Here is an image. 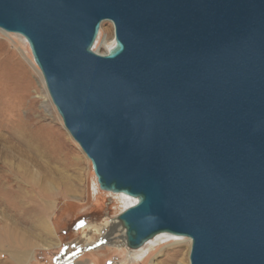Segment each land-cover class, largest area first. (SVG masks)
I'll use <instances>...</instances> for the list:
<instances>
[{
	"label": "water",
	"instance_id": "obj_1",
	"mask_svg": "<svg viewBox=\"0 0 264 264\" xmlns=\"http://www.w3.org/2000/svg\"><path fill=\"white\" fill-rule=\"evenodd\" d=\"M114 45L93 50L100 23ZM129 249L191 240L189 264H264V0H0Z\"/></svg>",
	"mask_w": 264,
	"mask_h": 264
},
{
	"label": "rangeland",
	"instance_id": "obj_2",
	"mask_svg": "<svg viewBox=\"0 0 264 264\" xmlns=\"http://www.w3.org/2000/svg\"><path fill=\"white\" fill-rule=\"evenodd\" d=\"M112 37H114L112 22L102 21L93 50L105 54ZM30 89L35 91L33 94L45 96L46 100L49 98L42 74L33 60L25 38L0 29V135L9 136L20 120L27 119V124L31 125L35 133L48 138L49 147L59 148L61 154L67 157L73 154L80 157L78 168L74 171L67 170V174L76 177L75 191L66 193L62 184H56L46 197L52 203L49 214L47 213L45 217L50 227L48 239L53 245L51 248H43L41 240L35 237L42 236L46 239L48 236H43L33 224L34 217L28 214L23 216L16 214L17 212L7 210L0 203V264H11V262L15 264L17 261L11 257L13 251L21 249L13 246L17 239L14 237L8 241L2 240L5 231L12 228L17 229L19 235H25L34 244L26 249V258L21 264H76L79 261L93 264H130L125 240L115 238L116 245L105 244L107 243L105 234L109 230V224L117 221L116 216L127 207L117 199L118 193L103 191L99 186L97 190L93 189L94 184L98 185V183L90 160L64 128L53 103L48 108L39 98L33 103L29 97L32 95ZM27 93L28 95H25ZM27 113L28 117H26ZM18 180L26 196L37 200V189L31 181L23 177ZM28 204L31 205L33 202ZM118 228L123 227L120 224ZM175 237L159 245L151 253L152 256L148 257V262L152 260L160 264H178V262L189 264L191 240L182 236Z\"/></svg>",
	"mask_w": 264,
	"mask_h": 264
},
{
	"label": "bare ground",
	"instance_id": "obj_3",
	"mask_svg": "<svg viewBox=\"0 0 264 264\" xmlns=\"http://www.w3.org/2000/svg\"><path fill=\"white\" fill-rule=\"evenodd\" d=\"M113 45L114 37H112L111 42H109L108 49ZM33 92L35 93L34 90L30 89L32 95L29 97L33 103H36L35 99L39 98L45 107L48 108L52 106L50 96L46 100L44 99L45 96H39L38 93L36 95L33 94ZM25 95H28V93ZM26 117H28V113L26 114ZM47 139L43 135L35 133L31 125L27 124V119L25 121L20 120V123L11 130L9 136L0 135V203L7 210L14 213L17 212L16 214L19 213L22 216L28 214L29 216L34 217L35 220L33 224L39 229L43 236H48L46 239H43L42 236L35 237L38 240H41L43 248L49 249L53 245L48 239L50 238V227L46 223L45 217L50 210L52 203L46 197L49 194L50 189L52 190L56 184H62L64 186V192L66 193L75 191L74 181L76 177L67 174V170L72 169L74 171V169L78 168L80 157L74 154L69 155L70 153H67L69 155L68 157L61 154L59 148L49 147L48 144L50 141L48 142ZM22 177L27 181H31V184L37 189V200L26 196V192L23 191L21 182L18 180V178ZM93 189L97 190L98 185L94 184ZM116 197L126 207L136 202L134 198L121 193L116 194ZM29 202H33V204L29 205ZM118 226H120V224L117 221H113L109 224V230L105 234V241L107 242L105 244L116 245L117 242L115 238H122V240H125L124 229H119ZM99 232L102 231L99 230ZM17 233V229L13 230L12 228L11 230H6L2 236V240L8 241V239H14V237L17 239L13 246L21 249L19 251H13L11 257L13 260H17L15 261V264H21L22 260L26 258V249L34 244L32 241L30 242L25 235L23 236ZM31 236L34 237L33 235ZM171 238L176 237L166 233L159 234L148 240L141 247L129 249L128 262L130 264L135 262H141L142 264H160L153 262L152 260L148 262V257L159 247V245L161 246ZM76 264L93 263H81L79 261ZM178 264H180V262H178Z\"/></svg>",
	"mask_w": 264,
	"mask_h": 264
}]
</instances>
